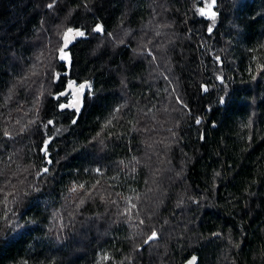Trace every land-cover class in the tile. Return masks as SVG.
<instances>
[{
    "label": "trees",
    "instance_id": "obj_1",
    "mask_svg": "<svg viewBox=\"0 0 264 264\" xmlns=\"http://www.w3.org/2000/svg\"><path fill=\"white\" fill-rule=\"evenodd\" d=\"M211 3L0 0V264H264V0Z\"/></svg>",
    "mask_w": 264,
    "mask_h": 264
},
{
    "label": "snow or ice",
    "instance_id": "obj_2",
    "mask_svg": "<svg viewBox=\"0 0 264 264\" xmlns=\"http://www.w3.org/2000/svg\"><path fill=\"white\" fill-rule=\"evenodd\" d=\"M215 4V0H212V3L211 4H209L207 7H208V9H209V11L206 13L205 12V10L202 8V9H200V14L201 15H208L209 16V18L210 19H212V20H214L215 19V12H212V11H210V9L212 8V6ZM49 7H52V5L50 4L49 5ZM96 31H102V28L98 25L97 26V28L95 29ZM209 31H211V28H209ZM73 32H74V30L73 29H71V28H69L68 30H67V32L64 34V40H65V45H64V47H67V40H68V36H69V34H73ZM74 35L75 36H83L84 35V33L83 32H81V31H75L74 32ZM59 51H60V59H66L67 58V56H66V53L64 52V48H61V49H59ZM69 87H71V85H69ZM81 89H83V88H85V87H90V85H86V84H82V85H80L79 86ZM205 90H207V89H205ZM221 102H223V101H221ZM70 106H74V105H70ZM60 107H64V105H60ZM79 109L77 108V111H78ZM116 111H119V109H117ZM199 122V121H198ZM49 124H52L53 123V121H49L48 122ZM73 123H75V121H73ZM109 123H111V121H109ZM5 135H7V133H5ZM47 141L45 142V146H44V148L42 149L44 152H45V155H47ZM51 161H49V163H50ZM48 170L45 168V169H43V172H47ZM99 169H97V172L99 173ZM84 186L83 185H80V188H83ZM73 191H76V189L75 188H73L72 189ZM131 207L132 208H135V205H131ZM129 214H130V210H129ZM141 223H143V221H141ZM155 238H157V234H156V232H152V235L151 236H149L148 237V240H146L145 241V243H148L150 240H152V239H155ZM194 261H195V257H193L192 258V261H189V264H194Z\"/></svg>",
    "mask_w": 264,
    "mask_h": 264
},
{
    "label": "rangeland",
    "instance_id": "obj_3",
    "mask_svg": "<svg viewBox=\"0 0 264 264\" xmlns=\"http://www.w3.org/2000/svg\"><path fill=\"white\" fill-rule=\"evenodd\" d=\"M28 77L37 78L38 74L35 72H32V73L28 74L26 78H28ZM151 151H153V148H151ZM155 154L157 156V160H166V157L163 156V152L160 149H156ZM156 177H157L158 181L161 180V183H162V181L164 179H166V170L160 172L159 174H156ZM160 190L161 189L158 188L157 193H159Z\"/></svg>",
    "mask_w": 264,
    "mask_h": 264
},
{
    "label": "water",
    "instance_id": "obj_4",
    "mask_svg": "<svg viewBox=\"0 0 264 264\" xmlns=\"http://www.w3.org/2000/svg\"><path fill=\"white\" fill-rule=\"evenodd\" d=\"M71 36V38H70ZM69 42L71 43L73 41V34L72 35H69V38H68ZM65 44V42H64ZM68 90V89H67ZM195 257V261H194V264H197V260H196V256H192L190 259H188L184 264H189V261H192V258Z\"/></svg>",
    "mask_w": 264,
    "mask_h": 264
}]
</instances>
